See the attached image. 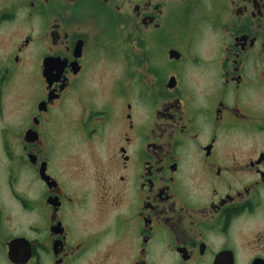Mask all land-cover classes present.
I'll use <instances>...</instances> for the list:
<instances>
[{"label":"flooded vegetation","instance_id":"obj_1","mask_svg":"<svg viewBox=\"0 0 264 264\" xmlns=\"http://www.w3.org/2000/svg\"><path fill=\"white\" fill-rule=\"evenodd\" d=\"M0 264H264V0H0Z\"/></svg>","mask_w":264,"mask_h":264},{"label":"rangeland","instance_id":"obj_2","mask_svg":"<svg viewBox=\"0 0 264 264\" xmlns=\"http://www.w3.org/2000/svg\"><path fill=\"white\" fill-rule=\"evenodd\" d=\"M120 41H121V39H120ZM121 49H122V48L119 49V46L117 45V50H120V51H121ZM105 63L113 64L114 66H116L115 68L118 69V66L122 64V58H119V57L117 56L116 59H114V60H112V61H110V62L105 61ZM112 69L114 70L113 67H112ZM112 69H111V72H109L107 75L114 76L115 73H118L117 70H116V71H112ZM104 74H105V73H104ZM74 106H75L74 100H71V102H70V108H69V109L74 108Z\"/></svg>","mask_w":264,"mask_h":264}]
</instances>
